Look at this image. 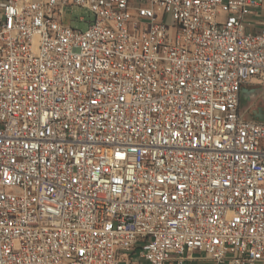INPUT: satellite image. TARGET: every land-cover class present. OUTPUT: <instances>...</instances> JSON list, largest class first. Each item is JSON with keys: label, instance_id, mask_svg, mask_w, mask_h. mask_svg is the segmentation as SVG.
Listing matches in <instances>:
<instances>
[{"label": "built area", "instance_id": "2783aa9c", "mask_svg": "<svg viewBox=\"0 0 264 264\" xmlns=\"http://www.w3.org/2000/svg\"><path fill=\"white\" fill-rule=\"evenodd\" d=\"M263 102L264 0H0V264H264Z\"/></svg>", "mask_w": 264, "mask_h": 264}, {"label": "rangeland", "instance_id": "374dc122", "mask_svg": "<svg viewBox=\"0 0 264 264\" xmlns=\"http://www.w3.org/2000/svg\"><path fill=\"white\" fill-rule=\"evenodd\" d=\"M83 17L85 22H88L89 20H91V15L88 13V11L84 10V9H80V8H74L73 11L71 12L70 9H66L65 10V16H64V22L70 26L73 27H78L80 29H84L86 27V24H80L77 22L78 18ZM250 104V102H249ZM264 102L260 105H263ZM248 105L242 109V111H246L247 110ZM264 107V106H263Z\"/></svg>", "mask_w": 264, "mask_h": 264}, {"label": "water", "instance_id": "95a60500", "mask_svg": "<svg viewBox=\"0 0 264 264\" xmlns=\"http://www.w3.org/2000/svg\"><path fill=\"white\" fill-rule=\"evenodd\" d=\"M256 94L257 91L253 89L243 88L241 90V96L244 101H247L251 95H256ZM252 117H255L259 120H264V112L261 109L254 110L252 111Z\"/></svg>", "mask_w": 264, "mask_h": 264}, {"label": "crops", "instance_id": "0c3cea01", "mask_svg": "<svg viewBox=\"0 0 264 264\" xmlns=\"http://www.w3.org/2000/svg\"><path fill=\"white\" fill-rule=\"evenodd\" d=\"M249 102H250V97H249V99L247 100V101H244L243 100V98H242V96H241V105H247V104H249ZM245 117L246 118H252L251 117V111H249L248 113H246L245 114ZM193 264H208L207 262H203V263H193Z\"/></svg>", "mask_w": 264, "mask_h": 264}, {"label": "bare ground", "instance_id": "6f19581e", "mask_svg": "<svg viewBox=\"0 0 264 264\" xmlns=\"http://www.w3.org/2000/svg\"><path fill=\"white\" fill-rule=\"evenodd\" d=\"M240 105H241V98H240Z\"/></svg>", "mask_w": 264, "mask_h": 264}, {"label": "flooded vegetation", "instance_id": "af4514ba", "mask_svg": "<svg viewBox=\"0 0 264 264\" xmlns=\"http://www.w3.org/2000/svg\"><path fill=\"white\" fill-rule=\"evenodd\" d=\"M258 98H259V96L256 97V99H258Z\"/></svg>", "mask_w": 264, "mask_h": 264}]
</instances>
